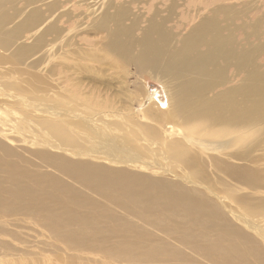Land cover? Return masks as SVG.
Returning <instances> with one entry per match:
<instances>
[{"label": "bare ground", "instance_id": "obj_1", "mask_svg": "<svg viewBox=\"0 0 264 264\" xmlns=\"http://www.w3.org/2000/svg\"><path fill=\"white\" fill-rule=\"evenodd\" d=\"M169 1L171 5L166 14L150 8L152 12L144 27H137L133 20L129 26L107 24V40L94 41L93 45L91 42L84 43L85 46L76 43L74 50H68V58L62 59L58 65L62 68L68 62L72 68L70 72H75V68L77 71L79 67L88 71L90 67L84 63L88 59L102 65L101 69L105 67L103 64L120 68L133 66L139 74L148 73L158 79L163 85L166 100L163 102L156 92H148L147 98L154 99L155 103L147 104L143 111L148 119L156 124L159 122L160 127L168 128L166 123L171 124L169 134L173 132L176 135L170 136L150 124L135 128L119 122L113 123L111 128L130 148H134V143L144 146L138 136L142 132L151 139L149 143L156 141L157 149L161 148L159 151L163 150L167 155L165 157L173 158L178 165L164 161L166 165L162 167L148 166L147 163L145 169L111 168L40 152L43 157L58 162L66 170L63 172H69L72 179L85 188L83 191L59 180L51 172L40 173L38 169L18 164L11 157L13 150L0 144V264H51V260L47 259L49 255L41 252L42 247L36 244L27 247L29 245L24 244L22 250L14 244L13 240L20 239L18 233L22 231L18 227L21 228L24 223L37 224L49 233L50 238L70 248H88L89 252L101 249L104 258L115 259L121 264H263L261 258L251 259L257 252V243L249 232L231 224L222 215L218 203L211 199L210 191L204 189L216 187L213 185L215 182L211 184V180L205 177L207 174L204 176V168L199 173L195 166L206 164L203 158L206 152L197 149L206 148L220 153L225 149L229 153L230 148L242 147L246 152L251 138L259 135L264 138V127L246 129L252 122L264 120V63L261 65L258 61L259 64H256L255 61L264 53V32L257 33L253 28L248 31L250 20L239 23L237 20L243 19V12L237 14L236 4L231 0H198L195 3L201 7L198 12L186 15L181 10L176 13V18L172 20L174 26L181 23L182 20L177 19L180 16L187 20L188 29L187 33L177 36L172 33V27L165 24L176 8ZM218 1H225L226 4L213 5ZM3 2L0 0V54L7 51L14 41L12 33L19 34L21 27L37 28L40 33L37 37L45 38L48 29L44 25L39 26L37 10L30 5L24 10L11 5L9 16L2 9ZM236 2L241 3V0ZM124 13L128 15L127 10ZM115 23L118 24V21ZM251 36L256 38L255 42L249 39ZM22 56L26 57L13 53L9 61ZM232 66L236 74L243 73L240 83L234 82L235 85H230L235 78L233 72H226ZM222 72L224 78L219 75ZM26 79L34 81L33 77L27 76ZM75 80L70 79L68 83L77 90L79 79ZM43 83L38 78V86ZM236 96L241 98L236 99ZM151 104L154 106L151 107ZM124 148H120L125 152L117 162H133L135 156L128 157V147ZM240 154L244 160L242 164L228 163V160L219 158L206 162L211 161L210 165L217 162L221 169L227 167V177L231 175L240 180L241 173L248 174L249 171L246 153ZM220 155L226 157L223 152ZM74 162L77 165L75 174L70 172ZM59 164L52 166L58 168ZM231 172H236L235 176ZM219 179V185L220 181L224 185L227 182L223 172ZM44 180L46 184L42 183ZM198 181L205 183L204 188L194 186L193 183ZM234 182L233 188L226 187L232 190H236V186L246 188L244 184ZM248 185L247 188H252L254 194L255 181ZM239 195L246 198L249 192ZM169 237L183 248L170 242ZM184 247L197 257L185 251ZM63 264L74 263L68 261Z\"/></svg>", "mask_w": 264, "mask_h": 264}, {"label": "rangeland", "instance_id": "obj_2", "mask_svg": "<svg viewBox=\"0 0 264 264\" xmlns=\"http://www.w3.org/2000/svg\"><path fill=\"white\" fill-rule=\"evenodd\" d=\"M4 1L5 3L3 2L2 4L5 5H3L4 7L2 6V9L6 10V12L3 10L6 15L11 14V5H16L22 10L30 5L32 9L37 10L39 13V26L44 25L48 29L45 38H40L37 37L40 35V33L37 31V28L21 27L19 34H15L14 32L12 33L14 41L11 43L7 51L3 54H0V144L8 149L13 150L11 157L18 164L25 165L33 169H38L40 173L51 172L57 176L59 180L70 186H77L83 191H85V188L81 185H78L76 180L72 179L73 176L69 172H63L62 170L65 169L58 162L47 157H43L40 152H46V154L50 156H52L51 154H58L57 156L61 155L60 157H63L67 160H78L83 162L88 161L94 163L95 165L107 166L111 168L127 167L133 169H145L147 167V163L148 166L162 167L165 166L167 162L173 166L174 164L178 165V162H176V164L173 158L171 159L169 157H165L167 156L166 153H163V150L159 151L161 148L157 149L158 145L156 144V141L154 143H149L148 141L151 139L147 138V136L142 132H140L138 136L140 140L144 142L145 147L136 146L134 143V148H130L111 128L113 123L119 122L123 123L124 126H128V124H130V126L135 128L141 124H150L160 130L163 129L167 134H169L170 129L168 128L171 124L166 123L168 128L164 126L160 127L159 122L156 124V122L152 121L150 118L148 119L143 111V108L148 106L149 103H155L154 99L151 101L150 98H147V96L152 92L158 93L161 96L163 102L166 100L163 85L160 84L161 82L158 81V79L155 80V78H153L148 73L143 75L139 74L133 66H124L120 68V66L103 64L105 67L104 69H101L102 65L89 62L88 59L84 60V63L90 67V70L88 71L79 67V69L77 68V71L75 68V72L74 70H71L70 72L69 70L72 68L69 66L68 62L66 63V66L62 68H60L58 65V62L62 61V59L68 58V50H74L76 43L85 46L84 43H92L93 45L94 41H100L102 39L107 40L105 30L107 24L118 26L124 24L125 26H129L132 25L131 20H133L137 27H144L146 24V19L149 18L150 13L152 12H150V8L152 10H161L162 14H166L167 9L170 8L169 6L171 5L170 1ZM176 1L177 3L174 0H171V3L173 2V4L176 5V8L172 15L173 18L171 16L170 19L165 22V24L169 27H172L173 34L176 33L177 36H180L181 33H187V20L185 21L183 17L177 16V19L182 21H180L181 23L179 25L174 26L175 22L173 23L172 20L176 18V13L179 11L181 12L182 10L183 12L181 13L187 15L188 13L198 12L201 7L195 4L198 2V0ZM236 1L231 0V2H235L234 4H236L234 6H236L237 14H241L243 12V19H238L237 21L240 23L241 20H250L252 27L249 25L248 31L253 28L257 33L264 32V0H241V3ZM216 4H226V2L218 1L213 5ZM209 7L211 8V6ZM239 9H241V11ZM124 10L128 11V15L124 13ZM116 20L118 21V24L115 23ZM136 22L139 23V25ZM160 22L164 23V21L161 19ZM98 23H101L102 25H99ZM101 26H104V28H101ZM50 28L53 30H49ZM249 39L252 42H255L256 40L254 36H251ZM97 50L100 49L97 48ZM13 53L16 55L24 54L26 57L22 56L10 62L9 59ZM255 61L256 64L260 63L262 65V63H264V53L262 56L255 58ZM98 69L99 71H97ZM231 71L233 72L235 78H233V82H230V85H235L236 82L240 83L243 73H240L239 75L236 74L233 66L231 68H227L226 70L228 74H231ZM79 72L85 73L87 75L86 79L85 74ZM219 75L221 78H224L223 72ZM27 76L33 77L34 81L32 82L26 79ZM92 76L94 81L92 80ZM38 78L44 81V83L39 86ZM67 78L69 80H75L76 78L75 81L79 79L77 81L80 83H78L79 88L77 90L74 89V87L68 83L69 80ZM87 78H89V80ZM214 78V80L219 81L218 78ZM105 85H107V87ZM223 87L224 86H221L220 88ZM239 97L240 96H236V99H239ZM239 101H241V99ZM218 103L221 104V102ZM156 105L158 106V104ZM153 106L154 105L151 104V107ZM126 118L131 120L129 121L130 123L126 121ZM257 123L260 127L257 126ZM250 125L253 128L250 127ZM250 125L248 128L246 127V129L251 128L250 130H258V128L264 127V120L252 122ZM245 131L246 130H244V132ZM239 134H241V132H239ZM239 134H237V136H240ZM169 135L175 136L176 134L171 132ZM112 143H114V145H112ZM109 144L113 148H111ZM263 144L264 138L261 135L256 137L254 136V138H251V144L248 145L247 143L246 147L248 150H245L246 152H244L242 147L240 149H235L236 151L233 148H230L229 153L227 152L228 154L226 153V150L223 149L221 153L223 152L227 159L226 157H222L220 152L206 148L197 149L199 151L206 152L203 155V158L206 161H209L213 158H219L223 159V161L228 160V163L234 161L235 164H242L244 160L241 158L242 154L240 153H246L249 171L248 174H246L241 173V169H238V171L241 173V177L240 180H235L231 177V175L227 177V167L225 169L222 168V170L219 168L220 164L217 162H212V166L208 164L212 160L210 162L204 161L207 165L203 164V167L202 165H196L195 168L199 173L200 169L204 168L203 172H206H204V176L205 174L209 175H206L205 177H207L209 181H212H210L211 184L215 182L213 185H216V187L211 188L210 186V188H204L205 183L200 181L192 183L197 188L199 187L208 189L210 192H207L211 195V199L218 203V206L223 213L222 215L225 216L231 224L238 227L241 231L246 233L249 232L248 234H250L253 240L257 243V252L251 256V259L261 258L260 262H263L264 264ZM252 145H258L259 147L254 148ZM121 147L123 149H125L124 147H128V157L132 156L131 158H134L133 156H135L133 162H117V159H120L125 152L122 149L120 150ZM118 150L122 151V153ZM145 155H147V158ZM140 156L141 158H139ZM229 159H232V161H229ZM240 159L241 161H239ZM54 163L59 164L60 167H53L52 164ZM71 168L75 170L72 169L70 172L75 174L77 172V165L75 162L72 164ZM222 172L226 177L228 184L225 182L224 185L222 184V181L219 182L221 183L220 185L218 184V179ZM219 173L220 175H217ZM235 173L231 172L233 175ZM211 176H214V178L216 177L218 179H214ZM233 179L236 181V183L238 182L244 184L246 188L241 189L240 187L236 186V190L230 189L233 188V184L235 183L234 181L232 182ZM252 180H254L256 184L254 194V190L252 188H247V186H249L248 183ZM42 183L46 184V181L44 180ZM226 185H228V187L230 186V188L228 189ZM242 192H249V195L246 198H242L239 195ZM233 197L234 200L232 199ZM239 199H241L243 202H240ZM11 217L12 216H10V219ZM22 225L23 226L21 228L18 227V229L22 230L20 233H18L20 235V239L13 240L14 244H16L22 250L24 244L29 245L27 247L35 244V246H39V248L42 247L41 252L43 254L47 253V256L49 255L47 259L51 260V264H63L68 261H72L74 264H121L115 259H108L106 257L104 258L102 254L104 252L101 249H99V251L89 252L88 248H70L63 242L50 238L49 233L42 227L37 226V224L24 223ZM33 235L38 237H33ZM30 236L36 239H32L31 237V240ZM167 239L173 244L178 245L175 243L173 238L169 237ZM25 240L26 242H24ZM180 247L183 248V246ZM28 250L29 249H27V251ZM184 250L192 256L197 257L196 254L188 248L184 247ZM1 252L2 251H0V253Z\"/></svg>", "mask_w": 264, "mask_h": 264}]
</instances>
